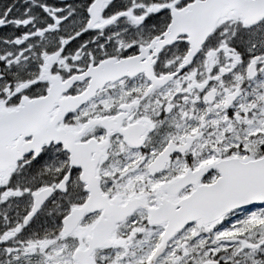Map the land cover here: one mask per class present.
I'll return each instance as SVG.
<instances>
[{
  "label": "snow or ice",
  "instance_id": "1",
  "mask_svg": "<svg viewBox=\"0 0 264 264\" xmlns=\"http://www.w3.org/2000/svg\"><path fill=\"white\" fill-rule=\"evenodd\" d=\"M0 264H264V0H0Z\"/></svg>",
  "mask_w": 264,
  "mask_h": 264
}]
</instances>
